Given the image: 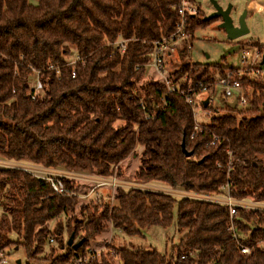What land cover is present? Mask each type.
I'll return each instance as SVG.
<instances>
[{
	"label": "trees",
	"instance_id": "1",
	"mask_svg": "<svg viewBox=\"0 0 264 264\" xmlns=\"http://www.w3.org/2000/svg\"><path fill=\"white\" fill-rule=\"evenodd\" d=\"M180 2L0 0V160L122 178V163L140 146L136 183L206 196L226 189L232 200L264 204V83L240 78L253 89L245 90L248 109H213L197 129L186 96L211 89L223 69L182 62L173 91L143 83L154 44L177 31ZM194 18L186 15L184 35L207 24ZM60 180L65 192L57 194L46 178L0 168V251L21 249L26 264H73L111 227L138 235L175 219L184 234L168 254L111 246L118 264H264V210L236 207L231 216L225 204L115 188L113 206L80 205L83 219L68 221L80 203ZM51 222L59 224L51 230ZM65 233L81 247L73 251ZM100 255L88 264H113Z\"/></svg>",
	"mask_w": 264,
	"mask_h": 264
},
{
	"label": "rangeland",
	"instance_id": "2",
	"mask_svg": "<svg viewBox=\"0 0 264 264\" xmlns=\"http://www.w3.org/2000/svg\"><path fill=\"white\" fill-rule=\"evenodd\" d=\"M188 2L187 8H191L195 11V22L197 20L205 22L204 19L211 15L214 10L212 2H215L222 9L230 7L229 15L235 26L242 14L245 13L244 21L248 29L247 35L235 40H229L225 32L219 28L220 20L218 19L210 20L204 27H193L190 34L188 36L186 35V39L179 36L174 42L167 43V49L164 50V64L161 71L158 72L151 62L146 68V75L143 83H164L167 87L174 88L175 86L172 84V81L175 79L173 73L180 67L182 62L188 61L201 66H217L221 70H224V77L231 74L230 77L233 79L236 78L239 80L240 78H244L256 83H264V80H249L252 79V77L245 69L249 67L254 55L260 54L261 58L264 55V0H188ZM259 6L262 8L260 11H256V7L259 8ZM179 49H182L183 52L180 53ZM242 50H245L249 54L245 63L241 61ZM72 52V55L67 58L71 64L74 63L76 58L74 49ZM231 69L234 70L229 72ZM219 77L218 72H216L215 80ZM35 81H31L30 83L32 88L35 86ZM215 83L216 82L213 83L211 89L207 88L205 91L202 90L193 97L196 103L202 102V106L205 101H212L210 103L212 109L207 106L206 108L203 107L205 110L201 107L197 110V114L200 116L197 119V123L199 124L208 123L209 119L214 114L213 109L229 113L227 110L228 104L230 101L234 102V97H222L223 89L217 87ZM245 90L248 93L253 91L250 85H245L244 91ZM237 108L238 111H244L248 109V105L246 107L238 105ZM141 155L142 148L137 146L134 152L122 163V178H117L116 173H114L112 177H100L103 178V180L92 178L91 182L82 180V177H80L81 180H77L76 178H79V175H77L76 178L75 175L71 176L70 174H63V176L57 172L59 170L49 169L48 171L45 168L28 163H15L0 160V168H24L35 175L48 179L49 182L55 178H65L69 180L74 186L80 204L75 210V213L68 216V221H81L83 219L80 211L81 206L91 208V206L95 204L94 201H98L100 204H107L109 207L113 206L115 188H122L125 190L138 189L141 191L163 193L176 199L187 198L192 201H209L220 204L228 202L226 189L223 190L220 196H206L196 193H186L180 190H172L166 185L158 182L150 184L136 183L134 181V176L141 165ZM241 204L242 209L264 210V204L252 203L250 200H245ZM66 222V218H61L60 224H62V226L66 227ZM58 224V222H51L50 229H55ZM183 234L184 231L177 228L175 219L168 228L151 226L141 231V234L138 235H126L111 227V230H105L97 236L95 240L91 241L86 252L94 253L97 259L100 258V254H109L113 257L112 263L118 264L117 257L111 246L116 248L155 250L160 254H168L172 246L178 245ZM63 237L66 242L67 233H65ZM52 245L54 246L55 244L53 243ZM4 254L6 255L7 264H26V257L21 249L7 250L4 251Z\"/></svg>",
	"mask_w": 264,
	"mask_h": 264
},
{
	"label": "built area",
	"instance_id": "3",
	"mask_svg": "<svg viewBox=\"0 0 264 264\" xmlns=\"http://www.w3.org/2000/svg\"><path fill=\"white\" fill-rule=\"evenodd\" d=\"M189 2L188 0H181L180 5L177 8V13L180 17V22L179 25L177 26V31L171 35L168 38H162L160 41L156 42L154 44V50H153V54H152V64L154 65V67L156 68V70L158 72L161 71L162 66L164 64V57H165V51L167 49V43L170 42H174L177 37H181L183 39H186L187 36L183 34V26L185 24V20H186V15H194L195 11L193 9H188ZM258 8V7H257ZM259 9V8H258ZM249 57L248 52H246L245 50H242L241 52V61L242 63H245L247 61V58ZM261 55L260 54H256L254 55L250 65L248 68H245L247 70V73L252 77V79L249 80H264V65H261ZM229 76H223V77H219L217 78L214 82L215 85L221 89H223V95L222 97L224 98H233L234 101L236 102V106L241 105L242 107H246L247 105L249 106V100L246 98L245 96V91L243 86L241 85L240 81L238 79H233L230 77L231 74H228ZM74 76V75H73ZM41 84L39 82L36 83V87L35 90L36 91H40L41 90ZM170 91H173L174 88L173 87H168ZM202 90H206L205 88H202ZM201 90V91H202ZM193 96H186V102L192 106L193 109V117H194V121L196 124L195 129L198 128L199 123H197V119L200 117L199 114H197V110L202 106V102H195L194 97ZM34 98V97H33ZM212 101L208 100V104H210ZM204 109V108H202ZM205 110V109H204ZM203 112V111H202ZM206 112V111H204ZM21 170L25 171V172H29L31 173L29 170L27 169H22ZM33 175H35L34 173H31ZM38 176V175H37ZM51 183V187L53 189V191L57 194H62L65 192V188L63 183L61 182L60 178H55L54 180H50ZM104 184V183H102ZM228 202L225 203V205L228 206L229 210H230V215L233 216L234 215V211L233 209L236 207L242 208V202L244 201H235L232 200L228 197ZM209 202V201H208ZM231 231L233 232V228H231ZM233 237L235 238V234L233 232ZM52 243V240L50 241ZM259 247H264V242L262 244L258 245ZM240 251L242 254H249V248L240 245ZM185 257L183 256L182 259H184ZM95 259V254L94 253H87L85 255H83V257H79L78 259H75L73 261V264H88L91 260ZM0 264H7V259H6V255L4 254V252L0 251Z\"/></svg>",
	"mask_w": 264,
	"mask_h": 264
},
{
	"label": "water",
	"instance_id": "4",
	"mask_svg": "<svg viewBox=\"0 0 264 264\" xmlns=\"http://www.w3.org/2000/svg\"><path fill=\"white\" fill-rule=\"evenodd\" d=\"M212 3H213L214 10L211 13V15H209L208 17L204 19L205 22H209L210 20H213V19L220 20L219 28L225 32L229 40H235V39H238L240 37L247 35L248 29L244 21V18L246 15L245 13L242 14V16L238 20L237 25L235 26L229 15L230 7L226 9H222L215 2H212ZM261 65H264V55L262 57ZM207 104H208V101H205L203 103V107L206 108L208 106ZM228 106L233 109L236 107V102H234L233 104H228ZM181 150L187 158L191 156V152L186 151L184 143L181 144ZM67 245L71 247L73 251H76L78 248L81 247L82 242L79 241L77 243H74V235L71 234L67 240Z\"/></svg>",
	"mask_w": 264,
	"mask_h": 264
},
{
	"label": "crops",
	"instance_id": "5",
	"mask_svg": "<svg viewBox=\"0 0 264 264\" xmlns=\"http://www.w3.org/2000/svg\"><path fill=\"white\" fill-rule=\"evenodd\" d=\"M262 7L261 6H259V9L256 7V11H260V9H261ZM235 102V101H234ZM234 102H232V101H230V103L229 104H233ZM48 171H49V169H47ZM57 171V170H56ZM57 172H59V174H70L71 176H74L75 175V178H76V176L77 175H79V178H76L77 180L78 179H80L81 180V178L80 177H82V180H85V181H89V182H91L92 180V178H96V179H102L103 180V178H100V177H95L94 175H88V174H81V173H68V172H64V171H57ZM64 176V175H63ZM110 230H111V228H110Z\"/></svg>",
	"mask_w": 264,
	"mask_h": 264
}]
</instances>
